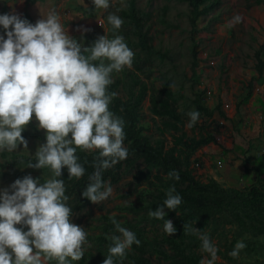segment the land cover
<instances>
[{
	"label": "clouds",
	"instance_id": "9594fccd",
	"mask_svg": "<svg viewBox=\"0 0 264 264\" xmlns=\"http://www.w3.org/2000/svg\"><path fill=\"white\" fill-rule=\"evenodd\" d=\"M92 3L95 9L110 7V0ZM107 22L113 38L104 34L85 46L83 39L78 41L67 34L55 10L35 24L18 14L0 15L6 35L0 36V152L12 153L20 144L27 149L22 132L34 115L38 127L46 132V143L37 148L36 162L26 167L48 168L53 177L41 183L26 175L9 188L0 189V264H73L84 258L88 233L71 222L69 197L60 179L64 168L69 179L84 176L78 150L98 153L82 196L99 204L112 195L113 189L102 175L126 160L129 153L124 144L125 121L110 110L118 93L109 92V87L114 83V72L133 67L135 53L118 34L123 19L109 13ZM242 22L243 17L235 14L228 27ZM187 115L186 126L191 128L200 113ZM166 179L179 181V172L169 171ZM165 197L162 206L149 210L148 216L164 220L163 231L170 236L176 228L165 219V207L175 211L182 197L175 185L166 190ZM109 220L119 235L106 237L110 243L103 264H123L133 244L140 246L141 241L121 226L115 214ZM183 229L185 234L198 236L201 251L207 254L199 264H216L219 249L209 236L191 225L184 224ZM246 247L238 240L228 255L238 259Z\"/></svg>",
	"mask_w": 264,
	"mask_h": 264
},
{
	"label": "rangeland",
	"instance_id": "374dc122",
	"mask_svg": "<svg viewBox=\"0 0 264 264\" xmlns=\"http://www.w3.org/2000/svg\"><path fill=\"white\" fill-rule=\"evenodd\" d=\"M27 1L30 0H0V15L18 14L35 24L37 20L46 18L49 11L55 10L67 34L78 41L83 39L84 42L89 36L98 38L104 34L111 39L112 29L107 22V16L113 13L121 17L130 0H110V7L107 10L95 9L92 0H47L45 3L28 6ZM136 5L141 12L152 13L151 35L156 49L170 54V58L164 63L156 58L153 62L144 65L141 77L151 88L157 89L170 80L178 99L179 110L185 115L183 131L187 135L199 136L201 133L217 132L219 129L218 142L205 146L194 154L193 167L196 177L203 182L212 177L227 187L233 185V182L236 187H250L252 181L249 182L246 176L248 172H252L253 181L258 179L259 167L260 173L264 174V82L254 84L252 97L247 100L252 78L258 77L255 68L256 53L260 50L264 52V5H255V0H222L215 11V15L220 17L219 20L212 21L211 16L203 17L199 23L198 34L193 32L191 25L190 5L181 4L178 0H136ZM164 7L168 8L165 17ZM235 14H240L243 22L229 28L228 22ZM127 28L128 26L122 25L120 30L125 31ZM84 29L90 31L85 32ZM0 36L6 38L2 26H0ZM195 43H198L199 61L196 75H194ZM262 55L264 56V53ZM131 69H134V66ZM120 95L126 98V90H122ZM194 101L210 112L221 107L234 121L229 124L220 121L217 123L215 117L212 118L206 112L199 111L198 122L188 128L186 125L190 118L187 114L198 111ZM142 112V121L148 127L146 133L154 140L163 139L167 146H172V136L161 135L159 131L161 120L150 112L149 97L143 104ZM33 124L38 127L34 115L24 130L33 129ZM218 124H221L220 128ZM40 130L46 133L45 130ZM44 143L46 141L28 140L27 149L20 144L11 154H26L34 157L37 148ZM1 155L2 152H0V162L6 161ZM195 159L200 160H198L199 168ZM219 159L224 160V164L220 167H218ZM15 170L24 171L34 179L37 175H44L41 171L26 166L18 169H3L0 170V189L9 188L15 181L14 176L8 175ZM3 173L7 175H2ZM241 177L246 179L245 187L240 185ZM262 179L264 181V177ZM111 187L113 192L107 200L99 204L93 203L71 218L72 223L79 225L88 233L84 250H89L91 247L89 237L100 233L99 218L108 214H123L120 210L121 206L136 201V196L133 194L132 174H126L120 183ZM159 230L160 233L163 232V228ZM235 233V227L226 223V219H222L219 224L203 233L207 234L213 244L228 258L231 257L228 253L234 248L231 245L234 240L236 242L242 240L247 245L237 261H229L218 253L216 264L264 263V249L259 248L256 252H252L248 248L251 243L258 240L250 236L237 237Z\"/></svg>",
	"mask_w": 264,
	"mask_h": 264
},
{
	"label": "trees",
	"instance_id": "16d2710c",
	"mask_svg": "<svg viewBox=\"0 0 264 264\" xmlns=\"http://www.w3.org/2000/svg\"><path fill=\"white\" fill-rule=\"evenodd\" d=\"M47 0H30L27 6L34 3H45ZM181 4L190 5V21L193 32L199 33V23L203 17H212V21L219 20L215 15L216 9L221 5L222 0H178ZM255 5H264V0H255ZM163 15L166 16L168 8L164 7ZM121 18L123 25L128 26L125 31L119 30L120 35L125 38V43L135 53L133 59L134 69L125 68L122 74L113 73L114 83L110 85L109 92L115 91L118 96L110 104V110L125 121V146L128 148V158L119 162L113 168L106 170L102 179L111 186L120 183L126 174L133 175L134 195L136 201L126 206H121L123 214L115 215L117 221L133 231L141 241L140 246L133 244L127 252L123 264H199L204 258L201 251V241L197 235L185 234L184 224L191 225L199 230L200 234L205 233L212 226L219 224L222 219L235 227L237 237L250 236L256 242L251 243L248 248L256 252L259 248L264 249V181L259 176L253 181L252 172H248L249 182L252 185L245 188H228L215 179L203 182L195 175L194 154L201 148L218 142V134L215 131H208L199 136H189L183 131L185 115L179 110L178 99L172 88L170 80L161 85V88H151L149 83L141 77L144 72V65L153 62L156 58L165 62L170 58L168 52L156 49L151 35L152 13L141 12L136 0H130L127 9L123 11ZM165 22V21H164ZM113 38V34L111 35ZM97 38L89 36L85 38V46H90ZM198 43L194 44V71L199 67ZM264 49V48H263ZM264 52L256 53L257 63L255 65L258 77L252 78L249 87V95L252 97L254 84L264 82ZM122 90H126V98L121 96ZM150 93V94H149ZM149 97L150 112L161 120L159 131L161 135L172 136V146H167L165 140L156 139L147 134V125L143 123V104ZM198 111L206 112L210 117L216 118V122L232 123L234 120L228 116L221 107L210 112L201 104L194 101ZM122 109V111H121ZM220 121V122H218ZM224 126V125H223ZM221 127V124H218ZM22 136L28 140L46 141V133L33 124V129L24 130ZM79 162L85 168L84 176L76 180L69 179L67 168L62 170L60 179L64 180L66 192L69 197L67 204L72 209L71 218L93 203L82 196L89 183V176L94 172L93 161L98 155L97 152L77 151ZM2 158L6 161L0 162V170L13 168L18 169L27 166L29 162L35 163V157L26 154H11L2 152ZM197 159H195L196 161ZM257 168V167H255ZM34 169V168H33ZM39 170L44 175H37L41 183L52 177L48 168ZM179 172L180 179H166L169 171ZM7 175V174H2ZM8 175L15 177V180L29 175L24 171L10 172ZM175 185L176 193L181 195L182 204L174 211L165 207L167 213L165 219L172 221L176 233L168 235L163 228L164 220H156L148 216L149 210L155 211L162 206L166 190ZM110 214L99 218L100 233L89 237L91 247L84 250V258L73 264H103L107 255V248L110 243L107 236L119 233L115 232L109 217ZM17 227H20L19 225ZM27 231V228L24 229ZM212 241V240H211ZM213 242V241H212ZM236 240L232 242L235 246ZM222 254L221 251H218ZM223 257L229 261H237L232 257L228 258L224 253ZM55 264V261L51 262ZM117 264H120L117 261ZM259 264H264L260 262Z\"/></svg>",
	"mask_w": 264,
	"mask_h": 264
},
{
	"label": "crops",
	"instance_id": "0c3cea01",
	"mask_svg": "<svg viewBox=\"0 0 264 264\" xmlns=\"http://www.w3.org/2000/svg\"><path fill=\"white\" fill-rule=\"evenodd\" d=\"M233 119V118H232ZM255 119H256V121H257V116H255ZM212 145V144H211ZM209 146V145H208ZM199 159H197L196 161H198ZM220 160V159H219ZM223 160V159H222ZM200 161V160H199ZM224 161V160H223ZM246 176H247V174H246ZM248 177V176H247ZM261 177H264V174H261ZM248 179H249V177H248ZM231 181L233 182V180L231 179ZM240 185L241 186H243V187H245V185H244V183H240ZM225 187H227V186H225ZM230 187H232V188H238V189H241L240 187H236V186H234V182H233V185H231V186H228V188H230ZM247 187V186H246Z\"/></svg>",
	"mask_w": 264,
	"mask_h": 264
},
{
	"label": "built area",
	"instance_id": "2783aa9c",
	"mask_svg": "<svg viewBox=\"0 0 264 264\" xmlns=\"http://www.w3.org/2000/svg\"><path fill=\"white\" fill-rule=\"evenodd\" d=\"M197 163H196V165H197V167L199 168V166H200V162L199 161H196ZM224 164V161L222 160V159H220L219 161H218V167H220V166H222ZM245 177H241V181H242V183H244L245 182ZM246 183V182H245Z\"/></svg>",
	"mask_w": 264,
	"mask_h": 264
}]
</instances>
